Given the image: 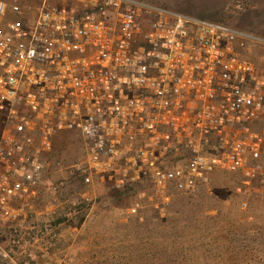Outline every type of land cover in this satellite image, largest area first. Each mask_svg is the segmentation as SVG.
<instances>
[{"label": "built area", "instance_id": "1", "mask_svg": "<svg viewBox=\"0 0 264 264\" xmlns=\"http://www.w3.org/2000/svg\"><path fill=\"white\" fill-rule=\"evenodd\" d=\"M251 46L264 40L132 0H0V264H16L10 237L38 214L65 138L80 150L79 209L111 186L162 212L239 175L248 212L264 197V58L244 56Z\"/></svg>", "mask_w": 264, "mask_h": 264}, {"label": "rangeland", "instance_id": "2", "mask_svg": "<svg viewBox=\"0 0 264 264\" xmlns=\"http://www.w3.org/2000/svg\"><path fill=\"white\" fill-rule=\"evenodd\" d=\"M158 11L226 25L264 40V0H132ZM264 58L263 47L243 49ZM3 124L0 120V137ZM78 143L56 145L30 226L11 236L16 264H264V197L238 207L239 175L214 177L210 193L180 197L160 212L147 200L97 186L95 204L79 209ZM63 182L54 195L52 185ZM136 202L141 210H129ZM46 207H49L46 210ZM42 209V210H41Z\"/></svg>", "mask_w": 264, "mask_h": 264}]
</instances>
